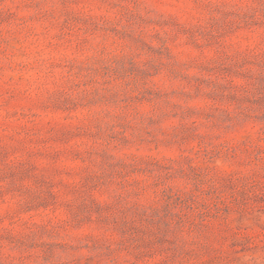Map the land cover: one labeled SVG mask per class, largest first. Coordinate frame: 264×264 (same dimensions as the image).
I'll return each mask as SVG.
<instances>
[{
    "label": "rangeland",
    "instance_id": "374dc122",
    "mask_svg": "<svg viewBox=\"0 0 264 264\" xmlns=\"http://www.w3.org/2000/svg\"><path fill=\"white\" fill-rule=\"evenodd\" d=\"M0 264H264V0H0Z\"/></svg>",
    "mask_w": 264,
    "mask_h": 264
}]
</instances>
